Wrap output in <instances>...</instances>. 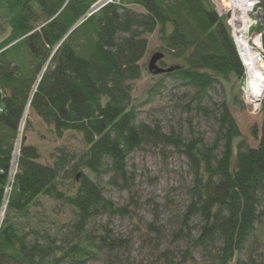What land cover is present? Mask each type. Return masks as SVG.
Wrapping results in <instances>:
<instances>
[{"label": "trees", "instance_id": "trees-1", "mask_svg": "<svg viewBox=\"0 0 264 264\" xmlns=\"http://www.w3.org/2000/svg\"><path fill=\"white\" fill-rule=\"evenodd\" d=\"M100 1L10 0L6 6L12 32L0 43V210L7 200L0 264H86L99 253L125 248L107 226L103 234L90 230L100 217L135 214L130 204L105 196L103 180L129 190L130 156L158 145L183 154L192 175L175 233L191 244L182 263L197 264L192 252L201 248L215 264H243L240 255L261 218L264 97L261 125L252 128L256 147L249 146L227 101L212 111L216 130L208 142L198 132L185 138L168 134L159 121H140L141 106L134 98V84L145 72L153 75L142 61L155 34L166 54L160 66L180 68L155 76L151 94L168 85L193 89L192 101L201 113L212 90L233 80L243 83L245 69L226 18L218 15L213 0H121L91 13ZM261 11L264 18V0ZM4 25L0 22V29ZM256 30L264 47V22ZM28 111L32 119L21 133ZM37 126L44 139L46 134L57 140L66 133L80 135L84 151L62 146L46 156L26 135ZM42 197L73 209V220L59 225L57 234L18 224Z\"/></svg>", "mask_w": 264, "mask_h": 264}, {"label": "rangeland", "instance_id": "rangeland-1", "mask_svg": "<svg viewBox=\"0 0 264 264\" xmlns=\"http://www.w3.org/2000/svg\"><path fill=\"white\" fill-rule=\"evenodd\" d=\"M260 15H262L261 10ZM0 33L4 34L2 31ZM149 40V51L142 61L144 65L149 64L155 53L161 52L159 51L161 43L157 34L150 36ZM167 62L171 63V61ZM156 80L157 77L145 72L142 80L134 84L135 102L141 106L140 121L146 123L159 121L168 134L176 133L185 138H190L194 132H198L210 142L214 139L216 130L212 111L218 104L227 101L241 133L248 139L249 146L258 145L252 135V128L261 125L259 108L262 100H259L258 109H255L246 99L243 91L244 83L233 80L229 84L219 85L204 99L205 110L198 113L196 103L192 101L195 90L175 89L172 85H168L157 90L158 93L151 94L150 90ZM232 97L236 99L233 100ZM261 97L263 99L264 93ZM250 98L255 102L260 97L250 96ZM31 119L28 111L21 133L25 129L26 122ZM42 133L45 134L37 126L34 133L27 131L26 135L29 136L30 141L44 148L46 156L50 151H56L57 147L62 146L74 153H82L85 149L81 136L75 133H66L59 140L51 137L50 134H46L47 138L44 139ZM19 150L20 145L17 156ZM129 170L134 176L129 190L107 185L108 178H104L103 185L107 198L118 205H131L135 211L133 217L103 216L90 226V230L95 234H103V227L107 226L112 231V235L123 239L126 247L111 255L99 253L97 258L86 264H183L186 251L191 246L190 240L176 238L175 233L181 229V216L188 204L187 188L192 181L187 159L173 146H147L130 156ZM6 206L7 200L0 210V217L4 214L5 218ZM260 213L261 218L256 224L249 246L240 255L243 264H254V262L264 264V193ZM73 218L71 207L59 205L50 198L42 197L29 209L26 216L19 217L18 224L26 230L37 227L57 234L58 226L70 222ZM150 225L154 229H150ZM184 230L187 231L186 228ZM196 236V231H193L192 237ZM165 254L168 255L166 258ZM192 257L197 264H215L210 254L201 248H196L192 252Z\"/></svg>", "mask_w": 264, "mask_h": 264}, {"label": "built area", "instance_id": "built-area-1", "mask_svg": "<svg viewBox=\"0 0 264 264\" xmlns=\"http://www.w3.org/2000/svg\"><path fill=\"white\" fill-rule=\"evenodd\" d=\"M120 1L105 0L98 9H95L99 5L96 4L91 13L98 11L108 3H119ZM104 2L105 4H103ZM213 3L219 16L227 19V23L231 29L238 55L245 69L243 91L247 97L246 99L249 100L252 86L250 64H252V61H256L258 65L264 64L263 34L261 31L256 30L264 22L263 16L260 15L262 0H213ZM17 152L18 150L16 149L10 172L11 178L16 172ZM3 218L4 214L0 217V228Z\"/></svg>", "mask_w": 264, "mask_h": 264}, {"label": "bare ground", "instance_id": "bare-ground-1", "mask_svg": "<svg viewBox=\"0 0 264 264\" xmlns=\"http://www.w3.org/2000/svg\"><path fill=\"white\" fill-rule=\"evenodd\" d=\"M250 71L252 75L250 96H252V98H260L255 100V102H252L251 98H249V102L254 106H258V102L262 98L261 95L264 93V67L263 65H258L256 61H252V64H250Z\"/></svg>", "mask_w": 264, "mask_h": 264}, {"label": "water", "instance_id": "water-1", "mask_svg": "<svg viewBox=\"0 0 264 264\" xmlns=\"http://www.w3.org/2000/svg\"><path fill=\"white\" fill-rule=\"evenodd\" d=\"M101 6V3L99 5H97V7L95 9H98ZM166 57V54L163 52H158L155 53L151 59L150 62L148 64V70L151 74H153L154 76H158L161 74H167V73H171L173 71H175L176 69H179L180 66H170V67H162L160 66V61L164 60V58ZM262 99H260L261 101Z\"/></svg>", "mask_w": 264, "mask_h": 264}, {"label": "crops", "instance_id": "crops-1", "mask_svg": "<svg viewBox=\"0 0 264 264\" xmlns=\"http://www.w3.org/2000/svg\"><path fill=\"white\" fill-rule=\"evenodd\" d=\"M9 1L10 0H0V22L5 24L4 27L0 29V31L4 32V34L0 33V43H2L5 39H7L12 32L11 25L8 23L10 19V14L6 8ZM138 11H142V10L138 9Z\"/></svg>", "mask_w": 264, "mask_h": 264}]
</instances>
